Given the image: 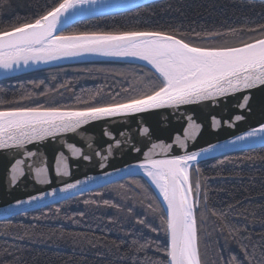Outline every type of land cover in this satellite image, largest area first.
I'll list each match as a JSON object with an SVG mask.
<instances>
[{
	"label": "trees",
	"instance_id": "1",
	"mask_svg": "<svg viewBox=\"0 0 264 264\" xmlns=\"http://www.w3.org/2000/svg\"><path fill=\"white\" fill-rule=\"evenodd\" d=\"M53 2L0 0V29L32 20ZM259 25H264V0H156L77 21L64 31H162L195 46L233 47L264 37ZM229 29L237 31L211 39L195 36L197 32L228 33ZM156 77L145 66L116 61L43 68L1 79L0 110L38 105L83 109L123 102L155 86ZM197 182L201 186L196 217L203 264H249L242 246L252 257L251 264H264V146L199 161L191 168L193 189ZM85 200L96 203L85 204ZM105 200L110 204L105 205ZM162 210L142 177H126L0 220V264L163 261L167 236ZM140 219L150 226L137 223ZM144 244L149 246L142 249Z\"/></svg>",
	"mask_w": 264,
	"mask_h": 264
},
{
	"label": "snow or ice",
	"instance_id": "2",
	"mask_svg": "<svg viewBox=\"0 0 264 264\" xmlns=\"http://www.w3.org/2000/svg\"><path fill=\"white\" fill-rule=\"evenodd\" d=\"M117 7L107 5L103 0H54L32 20L15 23L6 30L0 29V69L7 74L14 66L21 63L28 65L37 62H48L61 57H73L82 53H95L109 57H134L146 61L155 73V86L148 91L130 96L123 102L102 106H89L80 110H62L58 107H16L0 110V149L10 145L22 146L33 140H42L57 133L75 131L83 124L101 117H112L119 114L140 113L148 109L163 106H179L264 86V38L253 42L242 43L238 47H197L186 42L177 35L162 31H122V32H65V26L78 16L88 11V5ZM258 29L264 33V25ZM237 30L229 29L228 33L204 32L195 33L196 37L211 39ZM257 31V29H249ZM249 100L243 96L238 107L244 109ZM11 103V102H9ZM242 116L236 115L239 121ZM216 120L213 118V126ZM198 129L199 125H195ZM148 129H142L147 132ZM107 135V133H105ZM189 135L185 129V137ZM247 138L259 137L264 141V124L252 129ZM246 137H237L244 140ZM183 144V141H180ZM73 148L72 145H68ZM167 151L168 147L153 145ZM210 149L200 152L174 155L166 159H152L145 153V162L139 165L144 175L158 190L166 209L162 210L161 224L167 236V244L163 249L166 260L154 261L153 264H203L199 251V231L197 227L196 209L200 197V184L193 189L189 182V165L198 157H205ZM74 154L79 149L73 148ZM84 159H89L85 156ZM61 158H58V163ZM17 161L13 165V173L22 170ZM64 165V175H68ZM103 167V165H101ZM60 169H58V172ZM199 171V169H197ZM37 173H46V169H37ZM43 182H47L46 178ZM16 183V175L12 176V184ZM79 183V182H77ZM76 184H68L61 188L66 192L75 188ZM51 195V193L49 194ZM99 195V193H97ZM41 199L31 197L30 203ZM206 199V194H205ZM22 203L17 201V205ZM85 204L96 201H84ZM109 205L108 200L104 201ZM116 207L115 204L110 205ZM154 212L157 210L148 205ZM213 215H218L216 212ZM82 215V214H81ZM222 215V214H220ZM137 223L144 224L140 219ZM157 229L152 228V231ZM234 234V233H233ZM141 245V248L148 247ZM245 257L251 264L246 246H242ZM157 251H160L157 245ZM237 258L233 257V261Z\"/></svg>",
	"mask_w": 264,
	"mask_h": 264
},
{
	"label": "water",
	"instance_id": "3",
	"mask_svg": "<svg viewBox=\"0 0 264 264\" xmlns=\"http://www.w3.org/2000/svg\"><path fill=\"white\" fill-rule=\"evenodd\" d=\"M153 1L156 0H103L104 4L117 7L88 5L86 6L88 11L71 20L65 28L86 18L127 11ZM262 38L264 37L259 39ZM87 61L133 63L145 66L155 73L146 61L134 57L82 53L48 62L35 64L29 62L28 65L21 63L18 68L14 66L7 74L0 69V80L43 68ZM244 95H248L249 100L246 107L241 109L238 104L242 102ZM236 115L242 116V119L236 121ZM213 118L216 120L215 127ZM261 124H264V86L185 105L163 106L140 113L101 117L83 124L75 131L57 133L42 140L27 142L22 146L10 145L0 149V220L60 202L130 176L142 177L164 210L166 205L163 198L139 168V165L145 162V153L158 160L210 149L205 157H198L196 161L190 163L189 182L192 185L191 168L199 161L264 146V141L258 136L253 138L246 136L249 131L259 128ZM195 125H199V128L197 129ZM145 128L148 131L142 132ZM185 129L189 132L187 138ZM241 136L246 138L237 140V137ZM180 141H183V144ZM68 145L79 149V153L74 154L73 148H69ZM153 145L170 147L165 152L160 147L153 149ZM85 156L89 159H84ZM58 158H61L60 163ZM18 160L22 161L17 166L22 170V175L20 171L13 173V165ZM65 164L68 175H64ZM40 168L46 169V173L38 174L37 169ZM14 174L16 183L12 184ZM45 178L47 182H43ZM68 184L77 186L61 192V188ZM34 196L41 199L24 203ZM17 201L22 203L17 205Z\"/></svg>",
	"mask_w": 264,
	"mask_h": 264
},
{
	"label": "rangeland",
	"instance_id": "4",
	"mask_svg": "<svg viewBox=\"0 0 264 264\" xmlns=\"http://www.w3.org/2000/svg\"><path fill=\"white\" fill-rule=\"evenodd\" d=\"M192 177H193V173H192Z\"/></svg>",
	"mask_w": 264,
	"mask_h": 264
}]
</instances>
